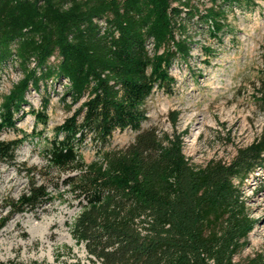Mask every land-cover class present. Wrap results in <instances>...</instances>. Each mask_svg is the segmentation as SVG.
Listing matches in <instances>:
<instances>
[{
    "label": "trees",
    "instance_id": "1",
    "mask_svg": "<svg viewBox=\"0 0 264 264\" xmlns=\"http://www.w3.org/2000/svg\"><path fill=\"white\" fill-rule=\"evenodd\" d=\"M193 1L0 0V67L12 63L22 74L2 98L0 129H16L14 115L31 88L65 83L62 99L68 109L78 106L53 129L45 156L49 169L66 174L62 185L81 207L70 234L92 264H237L257 226L240 185L264 167V134L229 163L196 168L178 137L142 129L147 99L168 88L174 60L189 55L186 22L197 16L216 37L225 7L250 0H208L203 13ZM256 94L264 109V72ZM30 113L46 123L43 111ZM127 129L137 133L134 142L107 149L114 132ZM87 140L98 147L89 163L81 154ZM20 143L0 140V164L15 159ZM34 174L11 200L13 212L50 201ZM243 264H264V255Z\"/></svg>",
    "mask_w": 264,
    "mask_h": 264
},
{
    "label": "rangeland",
    "instance_id": "2",
    "mask_svg": "<svg viewBox=\"0 0 264 264\" xmlns=\"http://www.w3.org/2000/svg\"><path fill=\"white\" fill-rule=\"evenodd\" d=\"M193 5L203 13L211 3L194 0ZM225 8L223 29L216 37L197 16L186 22L183 37L192 43L188 57L174 60L169 69L173 82L155 89L144 105L147 118L142 129L154 130L162 139L178 137L188 163L196 168L210 162L227 164L239 148L264 134V109L256 94L264 72V0ZM21 77L15 64L0 67V104ZM64 85L49 81L47 87L31 88L24 97L26 104L14 115L16 129H0V140H21L15 159L0 164V221L8 218L0 229V264H92L70 234L81 207L62 185L66 174L49 169L45 156L53 129L78 106L68 109L69 98L62 99ZM32 110L43 111L46 123L37 121ZM136 134L128 129L114 132L107 149H126ZM97 152L89 140L81 150L87 163ZM33 174L47 186L50 201L35 211L15 213L9 204L27 188ZM240 189L257 226L235 256L237 264L264 255V167L248 175Z\"/></svg>",
    "mask_w": 264,
    "mask_h": 264
}]
</instances>
